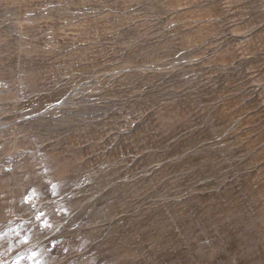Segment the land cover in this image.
Returning <instances> with one entry per match:
<instances>
[{
	"label": "rangeland",
	"instance_id": "obj_1",
	"mask_svg": "<svg viewBox=\"0 0 264 264\" xmlns=\"http://www.w3.org/2000/svg\"><path fill=\"white\" fill-rule=\"evenodd\" d=\"M0 264H264V0H0Z\"/></svg>",
	"mask_w": 264,
	"mask_h": 264
}]
</instances>
